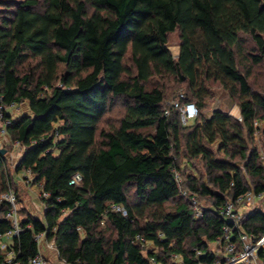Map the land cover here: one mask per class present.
<instances>
[{
    "label": "trees",
    "instance_id": "1",
    "mask_svg": "<svg viewBox=\"0 0 264 264\" xmlns=\"http://www.w3.org/2000/svg\"><path fill=\"white\" fill-rule=\"evenodd\" d=\"M175 32L176 58L167 47ZM244 37L257 54L245 53ZM247 58H264V0H0V106L27 108L4 113L5 135L23 149L14 173L48 194L42 220L22 219L16 261L39 253L42 233L65 264H193L197 252L210 263L223 226L260 239L262 209L236 229L219 216L227 201L264 195V163L251 148L256 131L264 142L255 125L264 94L239 69ZM155 80L175 83L185 92L179 106L200 111L217 84L241 120L214 110L183 124ZM117 102L122 116L105 129ZM2 150L0 194L13 190ZM183 192L203 204L200 218ZM7 210L0 206V234Z\"/></svg>",
    "mask_w": 264,
    "mask_h": 264
},
{
    "label": "built area",
    "instance_id": "2",
    "mask_svg": "<svg viewBox=\"0 0 264 264\" xmlns=\"http://www.w3.org/2000/svg\"><path fill=\"white\" fill-rule=\"evenodd\" d=\"M173 106L180 109L183 124H186L189 120L195 119L197 110L194 105H186L184 108H180L178 102H175L173 103ZM16 107H18L16 104L10 105L9 107L0 106V136L5 135V128L11 121V119H4V113L11 116L9 111H12ZM238 120L240 121L241 118L239 117ZM255 125H257V123H255ZM260 156L264 163V155ZM176 179L180 181L178 174L176 175ZM31 181L32 179L28 178L27 183H31ZM79 181L80 177L76 175L70 184H77ZM38 187L42 188V185L39 184ZM182 195L192 204L195 218H200L204 207L198 203L194 196H187L185 192H183ZM47 197V193L41 194V198L45 199ZM2 204L8 206L4 219L9 223V229L4 234H0V264H21L16 261V253L13 246V241L18 237L22 228V219L19 215L16 193L9 189L0 194V206ZM261 205L264 207V195H256L253 192H248L246 195L238 199L236 203L230 201L225 202V204L219 209V216L232 223L233 227L236 229L240 221L246 215L252 213L254 209H261ZM262 210L264 211V208ZM113 211L120 212L124 216L126 215L121 207L115 206L113 207ZM35 240L38 243V246H40L41 243L45 241L44 234L37 235ZM9 241L11 243H9ZM135 241L143 242L139 235L135 237ZM215 246L219 247L220 251L214 255L215 258L212 262L207 263L198 261V256L201 253L197 252L195 257L197 262L193 264H264V235L258 240L253 239L252 236L245 232H241L239 235L235 236L231 227L223 226L221 234L217 237ZM46 247L53 250L58 257V252L53 241H46ZM173 259L178 263L180 262L179 258L176 256H174ZM28 264H47V260L39 250V253L31 258ZM150 264L157 263L152 259Z\"/></svg>",
    "mask_w": 264,
    "mask_h": 264
},
{
    "label": "rangeland",
    "instance_id": "3",
    "mask_svg": "<svg viewBox=\"0 0 264 264\" xmlns=\"http://www.w3.org/2000/svg\"><path fill=\"white\" fill-rule=\"evenodd\" d=\"M244 47L246 48V52L257 54V49L255 48L254 43L251 41L250 38L244 37ZM179 45H180V39L178 33H173L169 35L168 38V49L170 50L173 57H177L179 53ZM239 69L244 72L246 70L250 71L249 76V83L253 89L254 92H258L261 94H264V58L261 64L254 65L251 64V61L249 58L246 60H240L239 59ZM160 85L168 95L167 102L168 103H175L178 102L179 99L177 96L181 97V95H184V91L182 88L176 86L175 83L172 81H162V80H155L153 81L150 86H158ZM211 91V97L206 100L205 107L200 111L198 109L195 115V118H205L209 117L214 110H221L224 113H228L237 119L240 117L239 110L237 106L235 105V102L233 99H231L226 91H224L223 88L219 87L217 84L213 85L210 88ZM185 96V95H184ZM183 105V108L186 106ZM179 109V108H178ZM180 110V109H179ZM27 108L26 106L20 105L13 109L12 111H9L12 118L20 116L22 113H26ZM123 108L120 105L119 102H117L110 111L109 114H107L102 127L105 129H109L113 125H117L119 118L122 116ZM181 113V111H180ZM194 121L189 120L186 124H192ZM256 126H260L261 128L264 127V122L258 123ZM1 127V122H0ZM264 142L262 141L260 135L256 131L254 134V141L251 145V148L257 147L259 149V152L261 155H264V148H263ZM0 148L5 149L3 150L4 153H6V158L8 160V167L10 176L12 177V189L17 193L18 197V208L20 209V213L22 216H24L28 211L34 215L40 214L38 211V207H40V188L38 186H35L33 184L27 183L28 178H31V175H26L23 173L15 174L14 168L16 166L17 161L20 159L23 153V149L20 148L18 145L10 143L9 139L6 135L0 136ZM7 150V152H6ZM32 179V178H31ZM24 183V184H23ZM40 199V200H39ZM203 206V204H201ZM23 207V208H22ZM261 209H263V205H261ZM153 248L152 246H147V249ZM216 248V246L212 245V249ZM51 261H49V264H62L61 261L58 260L55 253L52 255V257H49Z\"/></svg>",
    "mask_w": 264,
    "mask_h": 264
},
{
    "label": "crops",
    "instance_id": "4",
    "mask_svg": "<svg viewBox=\"0 0 264 264\" xmlns=\"http://www.w3.org/2000/svg\"><path fill=\"white\" fill-rule=\"evenodd\" d=\"M24 184V183H23ZM30 184V183H29ZM35 186H38V185H35ZM41 188H40V198H41ZM40 200V199H39ZM40 207H38V211L40 212V214H37V215H34V214H32V213H30L29 211L27 212L28 214H30L31 216H33V217H36V218H38V219H40V220H42V217H43V210H44V208H45V205H44V203L42 202V200H40ZM23 208V207H22ZM23 218H25V216H22L21 217V219H23ZM9 243H11L10 241H9ZM39 250H40V252L42 253V255L46 258V260H47V264H49V261H51V259L49 258V257H52V255L55 253L53 250H50V249H48L47 247H46V240L45 241H43L42 243H41V245L39 246ZM55 255H56V253H55ZM56 257H57V255H56ZM58 258V260H59V257H57ZM60 261V260H59ZM62 262V261H61ZM50 264H51V262H50ZM62 264H65L64 262H62Z\"/></svg>",
    "mask_w": 264,
    "mask_h": 264
},
{
    "label": "water",
    "instance_id": "5",
    "mask_svg": "<svg viewBox=\"0 0 264 264\" xmlns=\"http://www.w3.org/2000/svg\"><path fill=\"white\" fill-rule=\"evenodd\" d=\"M1 153L4 154V151L2 150Z\"/></svg>",
    "mask_w": 264,
    "mask_h": 264
}]
</instances>
